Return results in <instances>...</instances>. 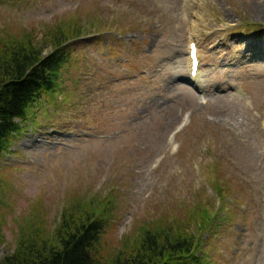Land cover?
Masks as SVG:
<instances>
[{
  "label": "rangeland",
  "instance_id": "obj_1",
  "mask_svg": "<svg viewBox=\"0 0 264 264\" xmlns=\"http://www.w3.org/2000/svg\"><path fill=\"white\" fill-rule=\"evenodd\" d=\"M263 3L0 0L3 39L28 35L46 56L52 28L81 35L0 155V261L85 207L110 260L207 211L204 264H264Z\"/></svg>",
  "mask_w": 264,
  "mask_h": 264
},
{
  "label": "trees",
  "instance_id": "obj_2",
  "mask_svg": "<svg viewBox=\"0 0 264 264\" xmlns=\"http://www.w3.org/2000/svg\"><path fill=\"white\" fill-rule=\"evenodd\" d=\"M46 37L52 50L45 56V49L28 35L19 42L0 36V155L8 150L11 138L20 133L19 126L26 123L29 110L44 94L55 90L69 59L67 44L81 35L52 28ZM5 209L0 202V248ZM95 211L80 207L65 215L51 236H46L45 230L35 233L0 264H204V257L198 253L203 237L215 226L207 211L200 222L190 216L194 223L176 222L167 230L149 228L138 243L116 252L111 260L104 255L106 245L101 243L106 223L103 215L97 216Z\"/></svg>",
  "mask_w": 264,
  "mask_h": 264
},
{
  "label": "bare ground",
  "instance_id": "obj_3",
  "mask_svg": "<svg viewBox=\"0 0 264 264\" xmlns=\"http://www.w3.org/2000/svg\"><path fill=\"white\" fill-rule=\"evenodd\" d=\"M260 12H261V14L262 13L264 14V3L259 6V10L258 11L256 10L255 13L258 15V14H260ZM261 17H263V16H261ZM253 46H255V45H253ZM249 47L252 48V45H249ZM259 47H261V46L259 45ZM248 51H249V49H248Z\"/></svg>",
  "mask_w": 264,
  "mask_h": 264
}]
</instances>
